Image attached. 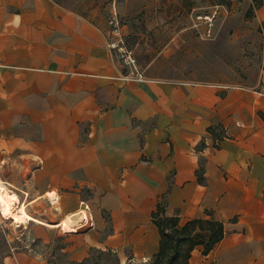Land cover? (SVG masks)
Instances as JSON below:
<instances>
[{"label": "crops", "instance_id": "crops-1", "mask_svg": "<svg viewBox=\"0 0 264 264\" xmlns=\"http://www.w3.org/2000/svg\"><path fill=\"white\" fill-rule=\"evenodd\" d=\"M264 29V0L256 11ZM103 29L53 0H0V182L39 222L2 264L157 252L159 203L223 224L189 264H264V64L253 87L125 77ZM200 174V179L198 176ZM70 219L74 232L44 223ZM42 223V224H41ZM99 264H110L101 261Z\"/></svg>", "mask_w": 264, "mask_h": 264}, {"label": "rangeland", "instance_id": "rangeland-1", "mask_svg": "<svg viewBox=\"0 0 264 264\" xmlns=\"http://www.w3.org/2000/svg\"><path fill=\"white\" fill-rule=\"evenodd\" d=\"M53 1L101 27L115 46L131 50L136 59L133 71L145 76L223 87H253L259 80L264 29L256 17L258 0ZM114 22L117 35L112 33ZM25 242L20 228L1 220L0 264ZM62 245L58 238L43 246V252L54 264H73L61 254ZM96 255L91 252L90 264H96L97 260L91 262ZM99 261L116 260L103 254Z\"/></svg>", "mask_w": 264, "mask_h": 264}, {"label": "trees", "instance_id": "trees-1", "mask_svg": "<svg viewBox=\"0 0 264 264\" xmlns=\"http://www.w3.org/2000/svg\"><path fill=\"white\" fill-rule=\"evenodd\" d=\"M259 5L261 0H258ZM198 176L200 179L199 173ZM152 219L159 230L160 241L158 250L149 264H189L191 252L196 245H201L202 253L206 255L224 235L223 224L212 218H194L179 225L176 216L170 217L165 214V206L161 203L153 212ZM103 254L111 253L97 251L91 262L97 260L96 264H99ZM90 258L91 256L79 263H71L90 264Z\"/></svg>", "mask_w": 264, "mask_h": 264}, {"label": "bare ground", "instance_id": "bare-ground-1", "mask_svg": "<svg viewBox=\"0 0 264 264\" xmlns=\"http://www.w3.org/2000/svg\"><path fill=\"white\" fill-rule=\"evenodd\" d=\"M6 187V186H5ZM0 182V215L6 220H10L17 227L28 221L39 222L37 219L31 217L27 210L25 202H21L18 196L8 191ZM42 224V223H41ZM48 227L61 226L65 232H74L79 223L73 224L70 219L61 220L58 224L44 223Z\"/></svg>", "mask_w": 264, "mask_h": 264}, {"label": "built area", "instance_id": "built-area-1", "mask_svg": "<svg viewBox=\"0 0 264 264\" xmlns=\"http://www.w3.org/2000/svg\"><path fill=\"white\" fill-rule=\"evenodd\" d=\"M117 22H114V28L112 33L117 35V27H116ZM109 46L110 48L115 52L116 57L119 61V63L121 64V66L123 68H125V70L127 71L126 74V78L130 77V78H136V79H143L144 75L136 70L133 71V68H135L136 66V59L135 56L133 54V52L131 50L126 49L125 47H121V46H115L113 43L109 42ZM115 47H116V51H115ZM130 69V71L128 70ZM148 260L144 259L142 260L140 263L137 264H144L145 262H147Z\"/></svg>", "mask_w": 264, "mask_h": 264}]
</instances>
